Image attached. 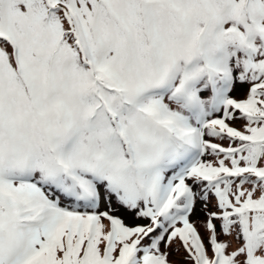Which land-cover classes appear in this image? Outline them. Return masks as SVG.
<instances>
[{
	"label": "snow or ice",
	"instance_id": "1",
	"mask_svg": "<svg viewBox=\"0 0 264 264\" xmlns=\"http://www.w3.org/2000/svg\"><path fill=\"white\" fill-rule=\"evenodd\" d=\"M0 264H264V0H0Z\"/></svg>",
	"mask_w": 264,
	"mask_h": 264
}]
</instances>
